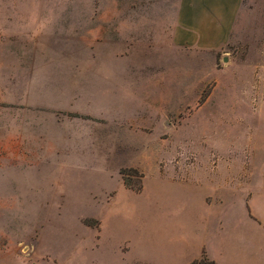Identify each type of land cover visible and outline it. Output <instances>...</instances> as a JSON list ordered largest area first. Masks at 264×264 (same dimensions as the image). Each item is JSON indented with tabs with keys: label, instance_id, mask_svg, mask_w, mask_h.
<instances>
[{
	"label": "rangeland",
	"instance_id": "1",
	"mask_svg": "<svg viewBox=\"0 0 264 264\" xmlns=\"http://www.w3.org/2000/svg\"><path fill=\"white\" fill-rule=\"evenodd\" d=\"M256 1L194 49L172 42L179 0H0V264H181L194 223L258 230Z\"/></svg>",
	"mask_w": 264,
	"mask_h": 264
},
{
	"label": "crops",
	"instance_id": "2",
	"mask_svg": "<svg viewBox=\"0 0 264 264\" xmlns=\"http://www.w3.org/2000/svg\"><path fill=\"white\" fill-rule=\"evenodd\" d=\"M244 1L179 0L172 31L174 46L211 49L232 42L236 30L241 26L240 14L245 10ZM254 1L258 5L259 1ZM214 216L219 221L216 230H211V220H206L202 228L194 223V254L187 255L181 264H191L202 257L214 264H264L262 220L250 215L258 230L243 235L233 234L225 227V215L217 213Z\"/></svg>",
	"mask_w": 264,
	"mask_h": 264
},
{
	"label": "trees",
	"instance_id": "3",
	"mask_svg": "<svg viewBox=\"0 0 264 264\" xmlns=\"http://www.w3.org/2000/svg\"><path fill=\"white\" fill-rule=\"evenodd\" d=\"M191 264H214L213 262L208 261L205 257H202L198 261H193Z\"/></svg>",
	"mask_w": 264,
	"mask_h": 264
}]
</instances>
